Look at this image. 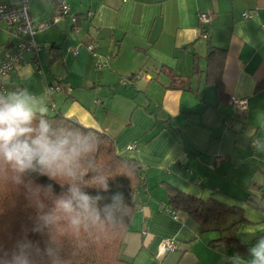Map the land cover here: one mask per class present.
I'll return each mask as SVG.
<instances>
[{
    "label": "crops",
    "instance_id": "0c3cea01",
    "mask_svg": "<svg viewBox=\"0 0 264 264\" xmlns=\"http://www.w3.org/2000/svg\"><path fill=\"white\" fill-rule=\"evenodd\" d=\"M67 2L74 25L69 17L53 21V0L30 1L31 17L49 24L34 36L37 60L25 54L5 91L27 88L47 114L107 133L120 156L139 164L143 180L121 255L130 264L250 260L264 234V211L244 201L256 188L264 194V89H256L264 78V0ZM201 12L212 15L207 37ZM212 47L226 50L221 96L207 79ZM54 85L60 89L48 92ZM231 95L246 98V109L235 108ZM169 188L236 206L243 219L228 214L201 227L183 211L174 218L163 209ZM163 237L175 248L163 250ZM229 237L246 247L227 245Z\"/></svg>",
    "mask_w": 264,
    "mask_h": 264
},
{
    "label": "clouds",
    "instance_id": "9594fccd",
    "mask_svg": "<svg viewBox=\"0 0 264 264\" xmlns=\"http://www.w3.org/2000/svg\"><path fill=\"white\" fill-rule=\"evenodd\" d=\"M48 111L43 99L27 88L0 91V177L23 190L41 233L62 226L78 230L86 222L123 223L129 207L124 193H113L109 177L95 164L98 129L57 127ZM40 177L48 182L39 183ZM249 255L247 261L239 254L232 260L264 264V237L258 238ZM0 264H57V257L49 244L41 248L25 238L0 256Z\"/></svg>",
    "mask_w": 264,
    "mask_h": 264
},
{
    "label": "trees",
    "instance_id": "16d2710c",
    "mask_svg": "<svg viewBox=\"0 0 264 264\" xmlns=\"http://www.w3.org/2000/svg\"><path fill=\"white\" fill-rule=\"evenodd\" d=\"M226 50L212 47L206 55L207 79L215 85L219 96L222 95L221 71ZM175 81V80H174ZM180 85L181 87H184ZM176 85H171L175 87ZM256 89H264V78L256 84ZM57 127L79 125L78 123L54 113L47 114ZM100 133V149L95 157V164L102 168L109 177L112 192H123L129 207L124 210L123 223L86 222L78 230L62 226L59 230L45 229L42 233L38 229L35 210L29 205L22 189H17L3 177H0V256L11 252L17 241L27 238L39 243L43 248L45 243L53 249L57 264H130L120 251L123 237L134 211V187L142 183L141 167L133 159L120 156L114 146L112 138L105 132ZM39 183H47V178L40 177ZM249 187H255L250 183ZM253 189V188H252ZM59 191V186L56 187ZM259 189L247 194L244 201L253 207L264 211V196ZM167 207L170 211H183L193 217L201 227L211 221H221L228 214H237L241 221L242 211L236 206H228L213 198H198L191 194L169 188ZM260 237H264L262 234ZM227 245L244 249L239 239L229 237Z\"/></svg>",
    "mask_w": 264,
    "mask_h": 264
},
{
    "label": "built area",
    "instance_id": "2783aa9c",
    "mask_svg": "<svg viewBox=\"0 0 264 264\" xmlns=\"http://www.w3.org/2000/svg\"><path fill=\"white\" fill-rule=\"evenodd\" d=\"M31 0H0V91L5 90L4 81L8 73L16 66L25 63V54H32L33 60L38 58L40 45L35 41L36 32L45 29L49 22L35 21L30 15ZM56 16L53 21H56L60 16H68L72 25L76 19L70 12V7L67 0H53ZM242 16H248V12H243ZM212 15L208 12L198 14V21L202 30V36L207 37V25L211 21ZM3 37V38H2ZM94 48L93 44H88L87 49L91 51ZM58 90V85L49 86L48 92ZM231 104L239 109H246V98H237L233 95L229 96ZM129 144L127 148H132ZM164 210L177 218V214L170 211L167 206ZM162 249L169 251L175 248L173 238L163 237L160 240Z\"/></svg>",
    "mask_w": 264,
    "mask_h": 264
},
{
    "label": "rangeland",
    "instance_id": "374dc122",
    "mask_svg": "<svg viewBox=\"0 0 264 264\" xmlns=\"http://www.w3.org/2000/svg\"><path fill=\"white\" fill-rule=\"evenodd\" d=\"M62 17H67L68 18V16H62Z\"/></svg>",
    "mask_w": 264,
    "mask_h": 264
}]
</instances>
